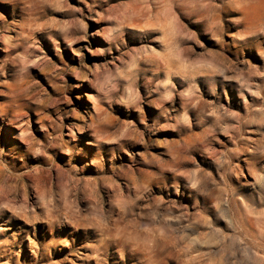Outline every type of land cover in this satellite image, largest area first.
<instances>
[{"label": "rangeland", "instance_id": "374dc122", "mask_svg": "<svg viewBox=\"0 0 264 264\" xmlns=\"http://www.w3.org/2000/svg\"><path fill=\"white\" fill-rule=\"evenodd\" d=\"M0 264H264V0H0Z\"/></svg>", "mask_w": 264, "mask_h": 264}, {"label": "bare ground", "instance_id": "6f19581e", "mask_svg": "<svg viewBox=\"0 0 264 264\" xmlns=\"http://www.w3.org/2000/svg\"><path fill=\"white\" fill-rule=\"evenodd\" d=\"M29 142V141H28Z\"/></svg>", "mask_w": 264, "mask_h": 264}]
</instances>
